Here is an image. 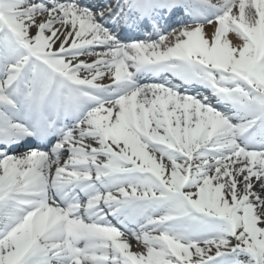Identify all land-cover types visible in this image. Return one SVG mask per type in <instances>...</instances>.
I'll return each mask as SVG.
<instances>
[{
	"label": "snow or ice",
	"instance_id": "snow-or-ice-1",
	"mask_svg": "<svg viewBox=\"0 0 264 264\" xmlns=\"http://www.w3.org/2000/svg\"><path fill=\"white\" fill-rule=\"evenodd\" d=\"M0 264H264V0H0Z\"/></svg>",
	"mask_w": 264,
	"mask_h": 264
}]
</instances>
